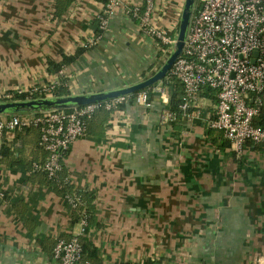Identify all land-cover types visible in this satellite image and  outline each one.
Masks as SVG:
<instances>
[{"label":"crops","instance_id":"1","mask_svg":"<svg viewBox=\"0 0 264 264\" xmlns=\"http://www.w3.org/2000/svg\"><path fill=\"white\" fill-rule=\"evenodd\" d=\"M154 4L153 23L174 30L183 0ZM101 8V0H0V94L44 84L53 75L46 61L60 62L78 47L65 69L75 86L70 93L119 87L154 72L157 47L139 33L136 19L114 14L89 44ZM120 109L114 124L99 121L73 143L58 176L82 193L86 236L102 263L148 257L172 264L258 262L264 256V146L246 142L236 156L223 133L207 127L215 97L203 91L182 120L166 127L155 103ZM20 133L0 142V150L13 151L0 157V264H57L55 239L83 236L81 212L62 198L58 181L31 171L30 162L45 157L38 131Z\"/></svg>","mask_w":264,"mask_h":264},{"label":"built area","instance_id":"2","mask_svg":"<svg viewBox=\"0 0 264 264\" xmlns=\"http://www.w3.org/2000/svg\"><path fill=\"white\" fill-rule=\"evenodd\" d=\"M197 1L199 6L193 13L183 51L165 77H173L181 84L183 102L179 108L182 117L187 115L188 108L195 103L203 88L213 91L215 112L206 125L209 129L221 131L236 156H239L246 142L264 146V126L255 123L264 103V0ZM101 4L102 8L95 16L101 35L108 19L116 13L136 19L139 33L148 36L160 53L159 66L174 42L177 25L172 30L153 23V15L158 14L154 0H139L131 6L123 0H103ZM159 11L162 12V9ZM101 35L92 33L89 44L96 43ZM67 66L52 73L48 81L29 91L51 96L60 85L67 86L69 91L75 88L68 82ZM162 82L158 81L151 92L159 100V122L166 127L176 122L177 118L168 107V86ZM5 96H12V92L0 94V97ZM129 102L150 107V91L141 89L68 110L0 116V142L17 131L36 129L37 144L45 157L43 161H31V171L42 172L49 181H58L63 161L73 143L87 135L88 121L94 113L99 109L108 111L111 126L122 116L121 105ZM65 183L57 182L60 188ZM62 198L70 208L81 212V234L87 235L90 224L85 214L84 197L70 191L64 193ZM81 250L76 238L56 237L52 257L57 264H91L81 258ZM263 262L264 256L257 264Z\"/></svg>","mask_w":264,"mask_h":264},{"label":"water","instance_id":"3","mask_svg":"<svg viewBox=\"0 0 264 264\" xmlns=\"http://www.w3.org/2000/svg\"><path fill=\"white\" fill-rule=\"evenodd\" d=\"M196 0H183L179 15L174 42L162 63L151 74L127 85L97 91L72 93L59 96H44L28 99L0 100V116H11L22 113H42L51 110H68L83 105L103 102L118 96L132 94L162 80L181 55L190 22L194 13ZM247 264H257L249 261Z\"/></svg>","mask_w":264,"mask_h":264},{"label":"trees","instance_id":"4","mask_svg":"<svg viewBox=\"0 0 264 264\" xmlns=\"http://www.w3.org/2000/svg\"><path fill=\"white\" fill-rule=\"evenodd\" d=\"M103 1V0H101ZM98 20L95 19L94 23H93V28H94V33L97 35H101L102 31L99 30L98 27ZM83 48L78 47L74 53V55L72 56H67V55H63L62 59L60 60V62H55L52 60H47V70L49 72L55 73L57 71H59L63 66L69 65L71 64L75 58L77 57V55L79 54V52L82 51ZM157 56V60L158 57L160 56V53L158 52L156 54ZM161 81L165 82L168 86V91H169V100H168V107L170 109V111L174 112L176 114V118L177 121H180L183 119V117L181 116V110L179 108V105L183 102V91H182V87L181 84L173 77H164ZM157 83V82H156ZM152 84L149 87H146L144 89H147L150 91V99L152 100V103L156 104L157 109L158 106L160 107L159 104V100L156 99V97L154 96V93L151 92L153 86L156 84ZM203 93L214 97L213 96V91L211 89L208 88H203ZM30 91H22V92H12V100L15 99H28V98H36V97H44L47 94L43 93V92H31ZM69 90L67 88V86L64 85H60L58 86L56 89L53 90V92L50 94L52 96H59V95H66L69 94ZM110 117V114L108 111L104 110V109H99L97 110L93 117L88 121V125H87V134H88V128L91 131L93 124L98 123L99 121H104V120H108ZM176 121V122H177ZM175 123V122H172ZM255 123L259 126H264V103L261 106V108L259 109L258 115L255 118ZM172 125V124H171ZM95 126V125H94ZM29 130H31V128H26L24 130L21 131H17V132H21L20 135L22 134L25 135ZM15 132V133H17ZM19 135V134H18ZM17 135V136H18ZM17 136H15V138H17ZM4 147V148H3ZM2 150H0V157H7V153H9L10 155H13V151L10 150L8 147H6L5 145H3ZM48 180V179H47ZM69 190H68V189ZM61 192H62V196L64 195V193L66 192H70L73 191L70 189V187L68 185L64 186L61 188ZM77 192L79 194H81V196L83 197L82 193L79 191H74ZM86 200H88L86 198ZM81 209V207H80ZM89 219V217H88ZM89 221V220H88ZM77 240L80 242L81 244V258L84 260H88L91 264H103L102 261L100 260L99 256H98V251L97 248L93 245V243L90 241V239L86 236H80L79 238H77ZM120 264H162V259L161 258H157V257H148L143 259L142 261H137L134 263H120Z\"/></svg>","mask_w":264,"mask_h":264},{"label":"rangeland","instance_id":"5","mask_svg":"<svg viewBox=\"0 0 264 264\" xmlns=\"http://www.w3.org/2000/svg\"><path fill=\"white\" fill-rule=\"evenodd\" d=\"M198 6H199V2L196 0V3H195V7H194V12H195V10L198 8ZM163 83V82H162ZM32 92H34V91H32ZM29 93H31V92H29ZM47 96V95H46ZM48 96H49V94H48ZM52 96V95H51ZM13 96H10V97H7V96H5V97H0V100H10L11 98H12ZM162 264H172V263H170V262H166V260L165 261H162Z\"/></svg>","mask_w":264,"mask_h":264}]
</instances>
